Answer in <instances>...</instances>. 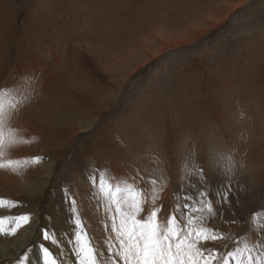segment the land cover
Returning a JSON list of instances; mask_svg holds the SVG:
<instances>
[{
	"label": "rangeland",
	"instance_id": "rangeland-1",
	"mask_svg": "<svg viewBox=\"0 0 264 264\" xmlns=\"http://www.w3.org/2000/svg\"><path fill=\"white\" fill-rule=\"evenodd\" d=\"M0 88L26 97L0 157L21 161L0 169L18 206L0 215L31 217L0 234V264H44L42 247L73 264V197L107 258L101 175L163 183L166 212L179 183L209 190L197 168L231 186L227 203L211 197L223 243L264 245V0H0Z\"/></svg>",
	"mask_w": 264,
	"mask_h": 264
},
{
	"label": "snow or ice",
	"instance_id": "snow-or-ice-1",
	"mask_svg": "<svg viewBox=\"0 0 264 264\" xmlns=\"http://www.w3.org/2000/svg\"><path fill=\"white\" fill-rule=\"evenodd\" d=\"M10 95L8 88H0V157L6 148L17 143V130L10 123L26 100L23 96L9 99ZM210 157L211 167L218 166L223 159L231 163L230 157L223 153H210ZM33 159L39 162L40 158ZM20 163L15 159L0 160V169L15 168ZM228 171H231L230 167ZM195 175L200 188L207 185L209 190H197L196 184H189L195 196L191 193L181 195L179 193L184 192V184L179 183L166 212L164 204L158 203L165 188L163 183H157L155 179L146 182L139 174L131 178L132 182L124 179L113 183L101 175L98 189L104 198V211L110 221V233L109 224H104V248L110 255L105 258L104 250L98 248L88 235L73 197L69 204L74 231L70 233L68 249L73 264H264V245L260 243L258 232L252 242L233 240V246L229 248L223 243L227 237L210 226L216 219L211 197H216L221 204L227 203L231 186L216 178L217 187L211 188L213 177L206 176L202 168H197ZM91 183L97 187L95 177ZM142 183H150V189L142 187ZM65 198L68 199L67 193ZM17 206L16 201L0 198V209L10 210ZM162 212H165L163 216ZM30 219L29 214L0 215V234L15 235ZM255 219V214L250 217V221ZM260 227L256 225V228ZM252 231L255 232V229ZM240 235L243 236V232ZM43 238L50 239L47 230ZM217 241L221 242L217 249L207 247ZM42 252L44 264H58L57 257L47 247H42ZM57 256L60 257V264H68L60 253ZM27 260L25 252L20 264Z\"/></svg>",
	"mask_w": 264,
	"mask_h": 264
},
{
	"label": "bare ground",
	"instance_id": "bare-ground-1",
	"mask_svg": "<svg viewBox=\"0 0 264 264\" xmlns=\"http://www.w3.org/2000/svg\"><path fill=\"white\" fill-rule=\"evenodd\" d=\"M39 36V35H38ZM35 260V259H34Z\"/></svg>",
	"mask_w": 264,
	"mask_h": 264
}]
</instances>
